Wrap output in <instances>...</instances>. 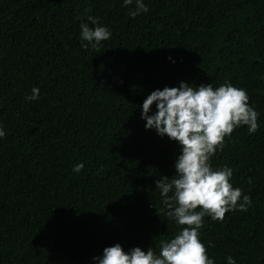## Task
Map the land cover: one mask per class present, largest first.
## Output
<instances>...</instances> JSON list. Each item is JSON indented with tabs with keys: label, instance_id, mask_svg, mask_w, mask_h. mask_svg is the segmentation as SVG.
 I'll use <instances>...</instances> for the list:
<instances>
[{
	"label": "trees",
	"instance_id": "16d2710c",
	"mask_svg": "<svg viewBox=\"0 0 264 264\" xmlns=\"http://www.w3.org/2000/svg\"><path fill=\"white\" fill-rule=\"evenodd\" d=\"M144 3L133 18L123 0H0V264H94L115 243L158 252L185 227L156 189L181 146L139 108L181 81L230 82L259 113L256 133L234 129L212 157L252 204L205 216L200 239L216 264H264V0ZM89 15L112 33L95 49L81 47Z\"/></svg>",
	"mask_w": 264,
	"mask_h": 264
},
{
	"label": "clouds",
	"instance_id": "9594fccd",
	"mask_svg": "<svg viewBox=\"0 0 264 264\" xmlns=\"http://www.w3.org/2000/svg\"><path fill=\"white\" fill-rule=\"evenodd\" d=\"M129 5H134L129 9L133 18L149 10L144 0H123V6ZM87 19L95 27L80 24V39L86 42L81 47L95 49L112 33L95 17L89 15ZM38 99L39 88L33 87L26 100ZM139 108L146 130H155L161 138L166 135L181 146L175 175L156 180V189L168 209L167 216L185 227H180L172 238L161 240L158 252L151 246L146 251L139 246L126 251L115 243L93 257L94 264H216L200 239L204 217L222 221L227 212H246L252 200L242 195L239 187H233V169L227 165L213 167L212 157L234 129L246 125L249 134L256 133L259 113L250 105L246 89L230 82L214 88L212 83L193 87L181 81L178 86L152 91ZM5 135L0 125V138ZM83 168L84 164L78 163L72 170L79 173ZM226 262L236 264L232 256Z\"/></svg>",
	"mask_w": 264,
	"mask_h": 264
}]
</instances>
